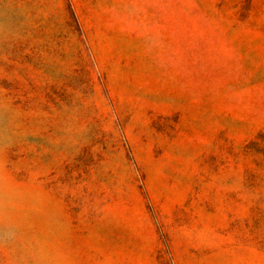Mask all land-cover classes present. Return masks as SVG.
<instances>
[{
    "label": "rangeland",
    "instance_id": "374dc122",
    "mask_svg": "<svg viewBox=\"0 0 264 264\" xmlns=\"http://www.w3.org/2000/svg\"><path fill=\"white\" fill-rule=\"evenodd\" d=\"M0 264H264V0H0Z\"/></svg>",
    "mask_w": 264,
    "mask_h": 264
}]
</instances>
